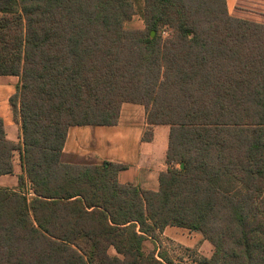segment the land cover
Listing matches in <instances>:
<instances>
[{
    "label": "trees",
    "instance_id": "1",
    "mask_svg": "<svg viewBox=\"0 0 264 264\" xmlns=\"http://www.w3.org/2000/svg\"><path fill=\"white\" fill-rule=\"evenodd\" d=\"M143 1L128 31L133 0H0L21 131L9 142L0 118V176L17 153L33 192L0 187V264H171L143 247L167 227L212 246L198 264H264V24L226 0ZM123 103L144 107L143 141L169 130L157 191L119 184L123 165L62 160L70 127L114 126Z\"/></svg>",
    "mask_w": 264,
    "mask_h": 264
},
{
    "label": "crops",
    "instance_id": "2",
    "mask_svg": "<svg viewBox=\"0 0 264 264\" xmlns=\"http://www.w3.org/2000/svg\"><path fill=\"white\" fill-rule=\"evenodd\" d=\"M237 2L226 0L227 11L232 16H240ZM17 83V77H0V118L6 139L16 144L21 142L20 122L13 118L8 100L15 93ZM146 130L144 107L123 103L114 126L70 127L63 145L62 159L71 164L99 165L109 162L123 165L126 168L117 174L119 184L157 191L159 175L169 168L165 160L169 130L165 126H154L150 139L143 141ZM19 173L20 170L14 166L13 175L0 176V187H18ZM173 228L167 227L164 230Z\"/></svg>",
    "mask_w": 264,
    "mask_h": 264
},
{
    "label": "rangeland",
    "instance_id": "3",
    "mask_svg": "<svg viewBox=\"0 0 264 264\" xmlns=\"http://www.w3.org/2000/svg\"><path fill=\"white\" fill-rule=\"evenodd\" d=\"M133 6L134 15L123 23V28L128 31H142L144 30V24L141 12L144 1L133 0ZM236 8L239 10L238 14L240 16L228 14L235 18L264 24V0H238ZM159 34L163 39H167L171 36L172 30L163 27L160 29ZM15 120L18 121V117ZM13 164L21 173V164L17 153L13 155ZM173 167L178 168V165H173ZM12 190H19L28 200L33 196L27 181L24 182L21 188L16 187ZM143 247L146 254H153L157 259L161 260L160 258H162L164 261H170L171 264H198L203 258L209 259L213 253L212 246L203 238L201 233L176 227L158 233L154 239H147ZM108 254L110 256L116 255L112 248L108 250Z\"/></svg>",
    "mask_w": 264,
    "mask_h": 264
}]
</instances>
